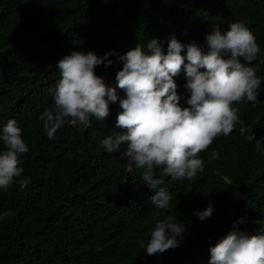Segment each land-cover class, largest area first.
<instances>
[{
  "label": "trees",
  "instance_id": "trees-1",
  "mask_svg": "<svg viewBox=\"0 0 264 264\" xmlns=\"http://www.w3.org/2000/svg\"><path fill=\"white\" fill-rule=\"evenodd\" d=\"M243 20L261 53L257 75L264 77V0H0V124L17 120L29 151L22 154L24 189L0 191V264H208L209 248L233 230L255 234L264 225V80L258 103L237 102L240 117L228 136H217L206 151L204 172L183 181L165 177L172 194L168 210L155 208L141 171L129 172L126 145L107 152L101 141L115 129L119 101L102 120L87 128L65 124L49 139L40 113L54 106L60 78L56 62L71 51L102 56L123 54L157 39L164 51L175 36L182 43L206 46L213 25L225 31ZM96 66L106 85L116 86L122 67ZM180 103L188 95L183 70L174 77ZM120 96L123 89L117 87ZM261 140H247L238 132ZM0 142V147H2ZM217 158L210 159L212 149ZM159 175V170H157ZM213 204L200 220L194 210ZM172 217L185 225L182 242L148 255V239L157 220Z\"/></svg>",
  "mask_w": 264,
  "mask_h": 264
},
{
  "label": "clouds",
  "instance_id": "clouds-1",
  "mask_svg": "<svg viewBox=\"0 0 264 264\" xmlns=\"http://www.w3.org/2000/svg\"><path fill=\"white\" fill-rule=\"evenodd\" d=\"M206 46L195 42L182 43L175 36L164 51L157 39L137 43L123 54L115 50L99 56L94 51H76L56 62L60 78L51 89L54 106L40 113L43 129L49 139L66 123L80 128L90 126V117L102 120L109 114V104L119 101L115 129L101 143L112 153L126 145L121 154L126 168L141 171L144 184L151 190L155 208L168 210L172 194L164 187L165 177L183 181L204 172L206 151L217 136H228L240 119L237 102H259L258 95L264 77L257 75L261 47L250 27L243 21H233L227 30L213 25L205 36ZM117 55L122 67L117 71L116 86L106 85L95 72L102 63ZM183 70L188 95L184 105L177 94L174 77ZM117 87L123 89L120 96ZM247 140L255 139L257 150L261 140L248 134L246 126L238 129ZM0 191L13 184L24 189L30 177L23 176L21 156L29 151L22 137V128L14 118L0 124ZM213 148L210 159L217 158ZM159 170V175L157 174ZM213 204L204 210H194L200 220L210 217ZM9 211H0V219ZM242 218L234 221L233 230L217 239L209 248L208 264H264V225L255 234L236 228ZM185 225L168 216L157 220L148 239L140 241L148 255L161 254L182 242Z\"/></svg>",
  "mask_w": 264,
  "mask_h": 264
}]
</instances>
